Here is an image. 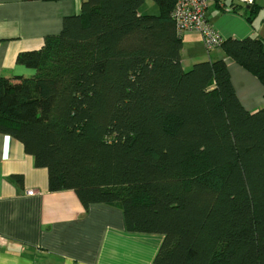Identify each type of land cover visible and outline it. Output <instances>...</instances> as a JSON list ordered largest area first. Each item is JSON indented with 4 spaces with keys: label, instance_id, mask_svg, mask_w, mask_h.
I'll list each match as a JSON object with an SVG mask.
<instances>
[{
    "label": "trees",
    "instance_id": "1",
    "mask_svg": "<svg viewBox=\"0 0 264 264\" xmlns=\"http://www.w3.org/2000/svg\"><path fill=\"white\" fill-rule=\"evenodd\" d=\"M154 1L158 15L139 13L143 0H81L18 52L33 74L0 76V132L46 170L49 191L161 235L153 264H264V106H241L221 58L184 69L175 0ZM216 48L264 85V41Z\"/></svg>",
    "mask_w": 264,
    "mask_h": 264
},
{
    "label": "crops",
    "instance_id": "2",
    "mask_svg": "<svg viewBox=\"0 0 264 264\" xmlns=\"http://www.w3.org/2000/svg\"><path fill=\"white\" fill-rule=\"evenodd\" d=\"M254 3L257 11L250 20L243 12L217 5H210L205 17L222 40L264 41V0ZM80 4L81 0H0V76L32 75L33 70L15 63L17 53L37 49L45 36L57 34L63 18L76 14ZM181 42L184 69L221 58L241 106L248 112L264 106V85L221 49L208 53L193 32L183 34ZM16 175L22 176L21 182ZM0 236L5 239L0 264H153L162 242L159 234L125 231L119 207L99 203L85 208L71 189L49 191L46 170L34 165L21 142L1 132Z\"/></svg>",
    "mask_w": 264,
    "mask_h": 264
},
{
    "label": "built area",
    "instance_id": "3",
    "mask_svg": "<svg viewBox=\"0 0 264 264\" xmlns=\"http://www.w3.org/2000/svg\"><path fill=\"white\" fill-rule=\"evenodd\" d=\"M229 2L250 5L253 0H175L171 16L176 32L181 35L189 32L197 33L206 50L216 48L222 39L208 23L205 13L210 5H217L226 11H233ZM32 193L33 191H28V194ZM4 240L0 236V247Z\"/></svg>",
    "mask_w": 264,
    "mask_h": 264
},
{
    "label": "rangeland",
    "instance_id": "4",
    "mask_svg": "<svg viewBox=\"0 0 264 264\" xmlns=\"http://www.w3.org/2000/svg\"><path fill=\"white\" fill-rule=\"evenodd\" d=\"M139 10L143 13H147L149 15H158L159 8L154 0H143ZM203 45V43H202ZM204 49L205 46L203 45ZM206 50V49H205Z\"/></svg>",
    "mask_w": 264,
    "mask_h": 264
}]
</instances>
